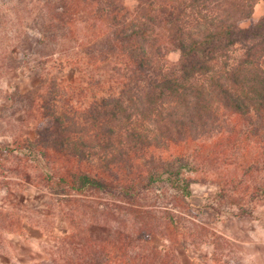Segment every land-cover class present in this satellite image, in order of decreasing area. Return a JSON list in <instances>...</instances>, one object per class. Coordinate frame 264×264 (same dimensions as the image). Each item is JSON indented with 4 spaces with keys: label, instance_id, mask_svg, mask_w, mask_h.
<instances>
[{
    "label": "trees",
    "instance_id": "obj_1",
    "mask_svg": "<svg viewBox=\"0 0 264 264\" xmlns=\"http://www.w3.org/2000/svg\"><path fill=\"white\" fill-rule=\"evenodd\" d=\"M135 1L47 4L39 53L58 54L57 72L40 97L51 122L28 139L26 153L51 165L45 179L54 193L116 191L132 203L128 231L92 220L81 244L71 234L72 254L42 264L179 262L175 247L156 245L157 236L181 230L179 215L166 211L174 230L161 228L155 210L136 201L161 181L184 200L192 193L188 173L216 160L240 162L239 176L215 178L220 198L245 199L238 216H254L247 205L264 201V14L253 18L259 0ZM171 49L180 53L175 62L167 58ZM93 226L106 229L100 235Z\"/></svg>",
    "mask_w": 264,
    "mask_h": 264
},
{
    "label": "rangeland",
    "instance_id": "obj_2",
    "mask_svg": "<svg viewBox=\"0 0 264 264\" xmlns=\"http://www.w3.org/2000/svg\"><path fill=\"white\" fill-rule=\"evenodd\" d=\"M49 1L0 0V264L61 260L65 253L72 254L69 239L81 244L92 220H106L125 231L131 224L125 212L130 200L116 191L54 193L45 179L51 165L26 153L28 139L51 122L40 94L50 74L57 72L54 56L58 54L45 58L39 53ZM125 3L133 7L136 1ZM263 14L264 1L259 0L253 18ZM179 56L178 50L171 49L167 58L175 62ZM87 90L85 100L91 96ZM239 163L234 158L229 163L216 160L205 169L189 172L192 193L184 200L165 181L140 193L136 203L155 210L158 219L152 221L161 228L169 224L166 211L179 215L175 219L181 230L173 237L156 239L162 252L175 247L180 259L175 264H264V201L247 205L254 216H238L235 212L245 199L217 195L215 178L239 176ZM93 229L102 235L106 228Z\"/></svg>",
    "mask_w": 264,
    "mask_h": 264
}]
</instances>
